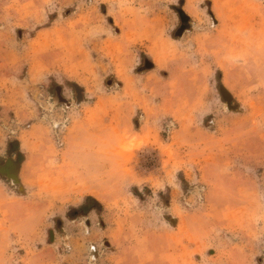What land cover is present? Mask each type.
Returning a JSON list of instances; mask_svg holds the SVG:
<instances>
[{"label": "rangeland", "instance_id": "1", "mask_svg": "<svg viewBox=\"0 0 264 264\" xmlns=\"http://www.w3.org/2000/svg\"><path fill=\"white\" fill-rule=\"evenodd\" d=\"M0 264H264V0H0Z\"/></svg>", "mask_w": 264, "mask_h": 264}, {"label": "water", "instance_id": "2", "mask_svg": "<svg viewBox=\"0 0 264 264\" xmlns=\"http://www.w3.org/2000/svg\"><path fill=\"white\" fill-rule=\"evenodd\" d=\"M221 91H222V94H223L224 98H225V99H227V98H226V96H227V93H226V92H224V90H223V89H222Z\"/></svg>", "mask_w": 264, "mask_h": 264}, {"label": "trees", "instance_id": "3", "mask_svg": "<svg viewBox=\"0 0 264 264\" xmlns=\"http://www.w3.org/2000/svg\"><path fill=\"white\" fill-rule=\"evenodd\" d=\"M89 198H91V197H89Z\"/></svg>", "mask_w": 264, "mask_h": 264}]
</instances>
